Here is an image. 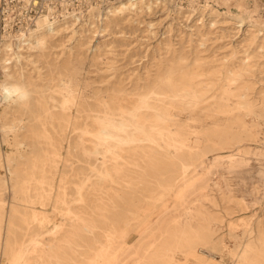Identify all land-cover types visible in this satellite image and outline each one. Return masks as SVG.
Returning <instances> with one entry per match:
<instances>
[{"label": "bare ground", "instance_id": "6f19581e", "mask_svg": "<svg viewBox=\"0 0 264 264\" xmlns=\"http://www.w3.org/2000/svg\"><path fill=\"white\" fill-rule=\"evenodd\" d=\"M263 4L117 0L0 34V86L27 92L0 97V264H264V220L237 217L264 203Z\"/></svg>", "mask_w": 264, "mask_h": 264}, {"label": "built area", "instance_id": "2783aa9c", "mask_svg": "<svg viewBox=\"0 0 264 264\" xmlns=\"http://www.w3.org/2000/svg\"><path fill=\"white\" fill-rule=\"evenodd\" d=\"M117 0H0V34L35 25L43 16L63 20L82 14L97 3ZM161 3H183L188 0H159Z\"/></svg>", "mask_w": 264, "mask_h": 264}, {"label": "rangeland", "instance_id": "374dc122", "mask_svg": "<svg viewBox=\"0 0 264 264\" xmlns=\"http://www.w3.org/2000/svg\"><path fill=\"white\" fill-rule=\"evenodd\" d=\"M264 1V0H263ZM164 4V3H161ZM246 4L248 6H252L254 4V0H246ZM221 10L223 11H229L232 10L234 12H237V9L235 6H221ZM261 14L264 15V4L261 7ZM242 34H239L238 36H241ZM158 37V36H157ZM218 41L211 42L210 48L208 51H206V54L210 53H215L219 54L223 49L220 48L221 45H219ZM212 48V49H211ZM122 49V48H119ZM153 60V55L150 52L148 55L147 52L144 49V45L142 47L138 46L137 48L132 49L131 51H122L120 50V54L117 56V61L115 65L119 68V71L123 74L129 73L135 68H144L146 66H149L151 64V61ZM141 63H144V65L141 67ZM103 74V73H102ZM261 85V82L260 84ZM264 203H258L255 206H250L248 209L245 211L239 212L237 214L241 220L242 219H256V220H264ZM54 218L58 221L61 222L63 218L61 216L55 215ZM137 238L136 233H132L130 241L134 240ZM227 255L225 256L224 259H222L220 264H229Z\"/></svg>", "mask_w": 264, "mask_h": 264}, {"label": "clouds", "instance_id": "9594fccd", "mask_svg": "<svg viewBox=\"0 0 264 264\" xmlns=\"http://www.w3.org/2000/svg\"><path fill=\"white\" fill-rule=\"evenodd\" d=\"M0 97L6 101L27 99V92L17 86H0Z\"/></svg>", "mask_w": 264, "mask_h": 264}]
</instances>
